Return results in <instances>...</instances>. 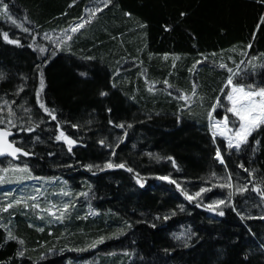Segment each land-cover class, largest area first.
<instances>
[{
  "label": "trees",
  "instance_id": "1",
  "mask_svg": "<svg viewBox=\"0 0 264 264\" xmlns=\"http://www.w3.org/2000/svg\"><path fill=\"white\" fill-rule=\"evenodd\" d=\"M93 1L3 0L16 23L0 20V73L5 75L0 118L9 116L7 100L17 125L10 129L13 141L32 153L15 163L27 165L36 178L64 182L73 190L71 203L88 193L95 216L85 212V205L59 224L46 217L44 225L35 211L0 215L8 220L6 225L0 220V264H77L96 255L97 264H264V198L252 190L259 185L264 191V128L253 132L240 151L227 150L222 139L213 140L207 119L217 96L223 101L217 113L225 114L220 89L229 75L234 82L264 86V2L112 0L59 49L44 38L82 21ZM3 32L20 43H9ZM253 59L262 67L250 73L246 62ZM241 61L244 69H238ZM37 65L45 81L40 98L57 120L37 103ZM186 94L190 104L180 98ZM58 122L78 141L71 152L55 139ZM30 124L39 126L33 132L18 130ZM217 147L223 164L215 156ZM108 160L125 162L134 171L85 167ZM8 161L0 160V166ZM213 172L217 177L231 172L234 188L219 187ZM166 175L190 193L209 190L189 201L174 184L159 179ZM237 183H248V189L235 192ZM229 191L236 210L220 206L225 212L220 216L200 206L227 200ZM9 231L17 239H9Z\"/></svg>",
  "mask_w": 264,
  "mask_h": 264
},
{
  "label": "snow or ice",
  "instance_id": "2",
  "mask_svg": "<svg viewBox=\"0 0 264 264\" xmlns=\"http://www.w3.org/2000/svg\"><path fill=\"white\" fill-rule=\"evenodd\" d=\"M104 7H107L112 0H101ZM264 2V0H262ZM0 4H2L3 7V13H8V4L3 3V0H0ZM102 9L97 7L95 11H101ZM183 15V14H182ZM7 19L11 20L13 23H16V21L13 19L11 15H7ZM264 19V18H262ZM20 27L23 28V31L29 32L30 30L26 27H23L21 24ZM83 27V24L76 25L75 27H72L71 31L76 32L78 28ZM3 38L7 40L9 43L12 44H19L20 41L16 39H10L7 32H3ZM45 38H49L47 34H45ZM71 36H67V39H71ZM50 39V38H49ZM248 47H251L249 45ZM39 52L44 53L46 52V48L44 46H38L37 49ZM87 59H92V57H87ZM197 63H200L199 61ZM243 63V61H241ZM221 68H226L227 65L221 64ZM38 71L41 69V65H37ZM119 71V70H117ZM229 73L232 72L231 68H228ZM81 75H86V73H81ZM245 76L247 73L244 74ZM5 78V75L3 73H0V80H3ZM39 89L36 92L37 95V103L39 104L40 109H43L44 113L47 114V116L51 120H57L56 112L54 109H50L40 98V91L43 90L45 86L44 81V74L42 71H39ZM164 84L167 85L169 88L172 87L171 84L167 80L164 81ZM115 86V84H113ZM225 89H228V91L225 92ZM20 91L23 89L20 88ZM149 91H152L151 88H149ZM220 92L222 95L226 98L227 103L224 104L225 107V114L221 118L219 114L217 113V108L223 103L220 96L215 97L214 103L211 104L209 110L207 111V119H208V127L211 131V135L213 140L215 141L217 136L222 138L224 142H226V149L231 150L235 149L236 151H240L242 145H245L248 143V138L252 136L253 132L260 130L261 128H264V86H257L254 82L251 83H243L237 80L234 82V76L229 75L227 77L226 83L223 88L220 89ZM171 94V93H169ZM193 95H195V89H193ZM101 96L108 95L107 91H101ZM181 99H184L187 101L189 98L187 95L180 97ZM6 105H8V113L9 116L7 119L0 118V125L7 123L8 127H0V155H10L12 157H17L18 154H23L24 156L31 155L32 153H29L22 147L16 146L15 141H10L9 136L12 135L10 129L12 127H17L15 120L13 119L15 117V113L13 112L11 105L7 100L4 101ZM3 109H0L2 111ZM25 111H29L28 109H25ZM108 112H111V108L107 109ZM214 113L216 115L214 116ZM231 114V117L228 114ZM109 124L113 125L114 127H118L123 129L125 127L124 123L117 124L115 121L109 120ZM38 124H30L28 127L19 126V131H27V132H33L35 130V127H38ZM129 128L132 127L131 124L127 125ZM57 127L59 129V134L55 136V139L57 141L63 140L68 145V151H72V146L77 144V140L72 138L70 135H68L63 129L59 128V122L57 123ZM73 127H78V125H73ZM124 136L127 135L125 132L123 134ZM39 139V137H37ZM122 142L119 137H117V143L115 147H119V143ZM101 144H104L105 141L101 140ZM256 143H259V141H256ZM109 148H112L111 155L115 156V147L113 145L109 144L107 145ZM215 156L217 159L220 160L221 163H224L223 156L221 154V151L219 147H217ZM169 159H172L169 157ZM174 162V161H173ZM86 168L89 170L95 168H98L100 170L104 169H113V168H126L127 171L133 172V168L128 167L125 162H113L112 160L105 161L103 166L99 164H87L85 165ZM241 168H244V164H240ZM21 171H28V166L25 165L23 169H20ZM246 172L249 173V176L252 175V171L244 168ZM4 172H7L8 169H3ZM137 183L143 187L144 181L139 177V174L137 173ZM212 177L216 178L217 180L221 181L219 183V187L228 189H233L234 185L232 183V174L229 172L227 176L225 177H217V174L213 172ZM26 178H32L31 176H28ZM160 180L168 181L171 184H174L176 188L181 192V194L188 199L189 201L200 197L201 193L209 190L206 187H200L198 191L195 193H190L185 188L181 186V184L171 176H160ZM4 180L3 176H0V182ZM215 186V185H213ZM248 189V183H244L242 186L237 183L235 185V192H243ZM253 191H256L262 198H264V191H262L259 187V185L253 186ZM39 189H37V195H33L30 197L33 201H35L38 198ZM64 195H68L69 193L64 192ZM79 195L87 196L88 193L83 192ZM234 195L233 191L228 192V199H216L212 202L206 204V205H200L203 207H206L209 211L217 213L220 216H224L225 212L222 207L220 206H226L228 204H231L233 207V210L235 209V204L232 201V196ZM12 203H21L20 200H15ZM12 203H9L6 207L7 208L12 207ZM197 203L200 204L199 200H197ZM71 202H67L63 204V210L67 211L70 207ZM27 206V205H26ZM33 207L39 208L40 204L35 203L32 205ZM181 210H183V205L180 206ZM52 215H56L55 212H52L51 209H49ZM64 211L60 213V216L57 217L58 219L61 218L64 215ZM175 213L173 212V215ZM238 215H241V218L243 219V214L237 213ZM160 217L157 216L156 219H159ZM164 219H168L167 216L164 217ZM152 227H156L155 224L151 225ZM131 227V225H129ZM43 231V229H40ZM8 238L9 239H17V237L13 236L11 231L8 232ZM177 239H180L179 236L176 237ZM104 240V237H99L98 241L94 242L91 246L95 247V243L102 242ZM21 244H23V240L19 241ZM18 255L23 256V252H19Z\"/></svg>",
  "mask_w": 264,
  "mask_h": 264
},
{
  "label": "rangeland",
  "instance_id": "3",
  "mask_svg": "<svg viewBox=\"0 0 264 264\" xmlns=\"http://www.w3.org/2000/svg\"><path fill=\"white\" fill-rule=\"evenodd\" d=\"M99 7L101 9H104L101 0H95L89 4V6L85 10V17L82 19V21L75 23L72 25V27H75L76 25L83 24V26L86 23H89L90 21L95 20L96 16L100 11H95V9ZM8 14L3 13V8L0 6V20L7 19ZM70 27L67 31L64 33H55V32H47V36L50 38H44L50 42L51 44L55 45L57 49L62 47L63 43H67L69 39H67V36H72L73 34H76L81 28H78L76 32H72ZM256 61L259 60H249L246 62V67L241 63L238 69H244L250 72L255 73V70L258 68H261V63H257ZM234 75V74H233ZM228 90V89H227ZM187 95V94H186ZM185 96V95H184ZM188 96V100L184 102L190 104L192 102L191 96ZM227 101L225 102V104ZM218 109V108H217ZM222 111H225V107H221ZM222 139L219 136H217L216 140ZM66 144V143H65ZM67 145V144H66ZM76 145V144H75ZM73 145V146H75ZM219 162L220 160L217 159ZM221 163V162H220ZM223 164V163H222ZM24 165L15 163L14 161L9 160L5 166H0V176L4 177V180L0 182V215H5L10 211H19L22 214L30 213L35 211L39 219H43L44 225H47L49 220L57 224L63 223L66 221L71 213H75L80 205L87 206V209L85 212L88 211L90 214V217L95 216V212L91 209L90 205L88 204V196H77L76 201L74 203L70 204V207L67 211L63 210V204L67 202H71L72 199V191L69 187H66L64 185V182H62L59 179H50V178H36L32 176V174L28 171H21L20 169H23ZM3 169H8L7 172H4ZM28 176H31L32 178H26ZM37 189H39L38 198L33 201L30 199L33 195H37ZM67 192L68 195H64L63 193ZM74 198V197H73ZM78 199V200H77ZM15 200H20L21 203H12ZM12 203V207L7 208L5 210V207ZM35 203H39L40 207L36 208L32 205ZM27 205V206H26ZM49 209L52 210V212H55L56 215H52ZM64 211V215L61 218H57L60 216V213ZM48 217L49 220H46L45 218ZM1 222H3L5 225L8 223V220L6 218L4 219V216H0ZM95 249V247L93 248ZM98 256L94 258H89L85 260H77L75 261L77 264H97L98 262Z\"/></svg>",
  "mask_w": 264,
  "mask_h": 264
},
{
  "label": "water",
  "instance_id": "4",
  "mask_svg": "<svg viewBox=\"0 0 264 264\" xmlns=\"http://www.w3.org/2000/svg\"><path fill=\"white\" fill-rule=\"evenodd\" d=\"M10 131H11L12 135L9 136V140H10V141H13V138H14V136H15V133H14L12 130H10ZM31 157H32V155L24 156L23 154H18L17 157H12V156H10V155L5 154V155H0V160H3V159H9V160H11V161L16 162V161H18L20 158L28 159V158H31Z\"/></svg>",
  "mask_w": 264,
  "mask_h": 264
}]
</instances>
